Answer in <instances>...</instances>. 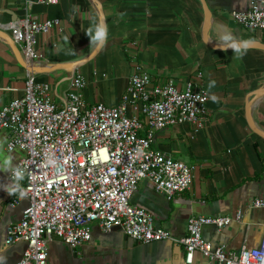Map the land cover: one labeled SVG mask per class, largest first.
Here are the masks:
<instances>
[{
    "label": "crops",
    "instance_id": "crops-1",
    "mask_svg": "<svg viewBox=\"0 0 264 264\" xmlns=\"http://www.w3.org/2000/svg\"><path fill=\"white\" fill-rule=\"evenodd\" d=\"M29 1L31 7L28 6ZM108 25V39L99 54L70 74L56 71L36 75L51 86L57 104H63L72 80L86 82L82 97L88 107L117 106L127 88L134 63L154 76L156 83L174 81L182 88L192 81L202 85L210 99L211 112L199 131L188 124L170 126L156 134L154 148L194 168L190 190L172 200L143 181L132 204L149 212L155 226L181 240L193 216H235L244 212L241 223L222 230L203 228L204 239L214 247L225 245L229 252L260 247L264 236V209H253L256 199L264 200V138L255 134L247 121L250 96L264 88V50L247 48L243 55L210 48L203 40L205 15L199 0H98ZM212 18L209 40L219 46L221 36L231 33L236 41L264 45V32L249 31L237 24L233 14L248 10L250 0H206ZM264 1V0H262ZM75 6V7H74ZM27 14L40 22L58 19L60 25L38 39L36 47L48 64H69L86 59L97 46L85 33L99 19L89 0H60L45 5L39 0H0V29L11 36L9 25ZM66 37L68 39H66ZM30 73L16 60L10 47L0 40V110L11 100L24 96ZM215 87L209 88V81ZM4 89H11L6 91ZM251 116L264 132V97L254 101ZM9 133L0 131V158L12 157L17 166L25 157L22 150H8ZM10 172L0 171V264H19L27 245L7 244V231L19 223L28 201L11 207L15 195L3 186L11 184ZM21 185L23 181L20 182ZM184 246L172 241L142 245L120 229L103 233L92 227V239L74 249L60 240L49 244V264H186ZM192 264H213L196 253Z\"/></svg>",
    "mask_w": 264,
    "mask_h": 264
},
{
    "label": "built area",
    "instance_id": "built-area-1",
    "mask_svg": "<svg viewBox=\"0 0 264 264\" xmlns=\"http://www.w3.org/2000/svg\"><path fill=\"white\" fill-rule=\"evenodd\" d=\"M39 2L58 5L60 0ZM233 17L249 31L264 32V1L250 0L248 10ZM59 25L58 19L40 22L27 14L9 29L24 59L38 64L43 61L36 50L39 37ZM85 87V80L75 77L66 101L57 104L51 86L30 74L24 96L0 110V131L9 133L8 150L26 154L16 166L25 172L26 195L17 194L10 205L22 200L29 205L22 220L7 231L8 245H27L19 264H49L52 240L76 249L92 239L94 225L103 233L120 229L142 245L180 244L186 264H192L196 253L213 264H264V236L260 247L243 246L239 252H229L225 245L214 247L203 237L206 226L222 230L241 223L243 211L235 216H193L186 237L177 240L131 202L143 181L169 201L190 190L194 168L153 146L156 134L170 126L188 124L194 131L205 127L211 115L210 96L202 85L188 81L180 88L172 80L156 83L149 71L134 63L117 106L88 107L82 97ZM252 208L264 209V200H254Z\"/></svg>",
    "mask_w": 264,
    "mask_h": 264
},
{
    "label": "water",
    "instance_id": "water-1",
    "mask_svg": "<svg viewBox=\"0 0 264 264\" xmlns=\"http://www.w3.org/2000/svg\"><path fill=\"white\" fill-rule=\"evenodd\" d=\"M89 1L96 6V8L98 10V14H99V19H104L106 21V16H105V13H104V10H103L101 3L98 0H89ZM199 1L202 4L203 10H204V15H205V24H204V31H203L204 42L210 48H212L214 50H218V51H230V50H232L231 48H228L227 50H222L219 46H215L210 42L209 33H210L212 14H211L210 8L207 4V1L206 0H199ZM0 40L5 42L10 47V49L12 50V52H13L14 56L16 57V60L18 61V63L24 69H26L30 74H33V75L51 74V73H54L56 71H65L67 73L72 74L76 70H78L82 66H84L85 64L92 61L103 48V47H96L94 52L90 56H88L86 59L78 61V62L69 63V64H48L46 66H40L38 64H33V63H30L27 60H25L24 57L22 56L21 52L19 51V48L17 47L14 40L12 39V37L8 33H6L4 30H1V29H0ZM247 48H258V49L264 50V45L256 43V42H252V43L248 44ZM261 97H264V88L262 90H259L255 93H253L250 96V100L247 103L246 116H247L248 124L250 125V128L252 129V131L255 134H257L258 136L264 138V132L258 130V128L255 126V124L252 120V116H251V107L254 104V101L261 98Z\"/></svg>",
    "mask_w": 264,
    "mask_h": 264
},
{
    "label": "clouds",
    "instance_id": "clouds-1",
    "mask_svg": "<svg viewBox=\"0 0 264 264\" xmlns=\"http://www.w3.org/2000/svg\"><path fill=\"white\" fill-rule=\"evenodd\" d=\"M85 33L90 38V45L103 47L108 39L107 22L104 19H100L93 25H91L89 28L85 29ZM66 39L68 38L66 37ZM220 39L222 43L219 45V47L222 50H227L228 48H231L233 52L238 55H243L248 47L247 41H236L233 39L231 33L226 32L223 36H221ZM208 87H215V81H209ZM210 99L215 102L217 100V97L215 95H212L210 96ZM11 161L12 157L8 155H5L0 158V171L11 173V184L9 186H3V188L9 195L19 194V196L23 198L26 195V192L20 182L24 179L25 172L24 170L13 166ZM52 162L53 161L49 160V163Z\"/></svg>",
    "mask_w": 264,
    "mask_h": 264
}]
</instances>
